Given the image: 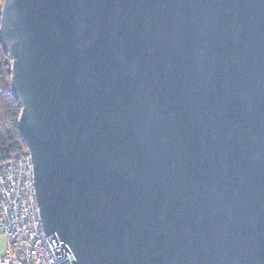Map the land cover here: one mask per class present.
<instances>
[{"label": "water", "instance_id": "water-1", "mask_svg": "<svg viewBox=\"0 0 264 264\" xmlns=\"http://www.w3.org/2000/svg\"><path fill=\"white\" fill-rule=\"evenodd\" d=\"M0 39L61 264H264V0H4Z\"/></svg>", "mask_w": 264, "mask_h": 264}, {"label": "built area", "instance_id": "built-area-1", "mask_svg": "<svg viewBox=\"0 0 264 264\" xmlns=\"http://www.w3.org/2000/svg\"><path fill=\"white\" fill-rule=\"evenodd\" d=\"M28 149L0 163V233L7 245L0 264H61L45 236ZM69 264L74 255L65 252Z\"/></svg>", "mask_w": 264, "mask_h": 264}, {"label": "trees", "instance_id": "trees-1", "mask_svg": "<svg viewBox=\"0 0 264 264\" xmlns=\"http://www.w3.org/2000/svg\"><path fill=\"white\" fill-rule=\"evenodd\" d=\"M0 5V26H1ZM11 60L0 39V163L7 162L27 146L19 129L21 108L11 93Z\"/></svg>", "mask_w": 264, "mask_h": 264}, {"label": "crops", "instance_id": "crops-1", "mask_svg": "<svg viewBox=\"0 0 264 264\" xmlns=\"http://www.w3.org/2000/svg\"><path fill=\"white\" fill-rule=\"evenodd\" d=\"M0 235L2 236L1 246H0V257H2L5 254L7 241H6V238L1 233H0Z\"/></svg>", "mask_w": 264, "mask_h": 264}, {"label": "rangeland", "instance_id": "rangeland-1", "mask_svg": "<svg viewBox=\"0 0 264 264\" xmlns=\"http://www.w3.org/2000/svg\"><path fill=\"white\" fill-rule=\"evenodd\" d=\"M3 2H4V0H0V5H3ZM1 240H2V236L0 235V246H1Z\"/></svg>", "mask_w": 264, "mask_h": 264}]
</instances>
